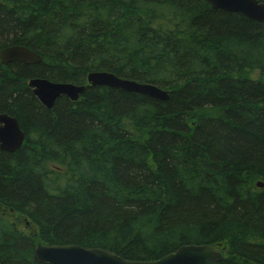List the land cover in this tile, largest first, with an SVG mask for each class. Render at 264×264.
I'll return each instance as SVG.
<instances>
[{"label":"trees","instance_id":"trees-1","mask_svg":"<svg viewBox=\"0 0 264 264\" xmlns=\"http://www.w3.org/2000/svg\"><path fill=\"white\" fill-rule=\"evenodd\" d=\"M13 46L43 62L0 61V114L26 136L0 151V264H42L38 244L136 262L214 245L217 264H264V23L205 0H0ZM91 72L169 99L87 87L47 110L28 86Z\"/></svg>","mask_w":264,"mask_h":264},{"label":"water","instance_id":"water-1","mask_svg":"<svg viewBox=\"0 0 264 264\" xmlns=\"http://www.w3.org/2000/svg\"><path fill=\"white\" fill-rule=\"evenodd\" d=\"M213 9L237 13L248 20L264 23V4L258 0H205ZM0 61L4 65H38L43 59L26 47H7L0 52ZM28 86L34 96L47 110L62 96L77 102L87 87H107L126 93H136L159 101L169 99V93L155 85L124 79L109 72H91L87 76V85L71 83H53L46 79H31ZM25 132L16 118L0 114V151L15 153L25 143ZM263 187L262 184H258ZM34 259L42 264H217L223 260L219 247L214 245L184 246L157 261H128L115 253L104 249L83 248L77 245L38 244Z\"/></svg>","mask_w":264,"mask_h":264},{"label":"rangeland","instance_id":"rangeland-1","mask_svg":"<svg viewBox=\"0 0 264 264\" xmlns=\"http://www.w3.org/2000/svg\"><path fill=\"white\" fill-rule=\"evenodd\" d=\"M253 77L254 78H257L258 77V75H256V74H253ZM4 212H2V210L0 209V216L3 214ZM221 249H222V247H221Z\"/></svg>","mask_w":264,"mask_h":264}]
</instances>
